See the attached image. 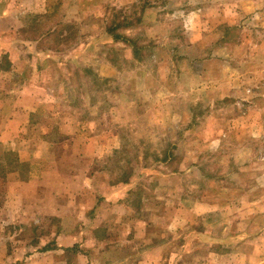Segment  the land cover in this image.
Masks as SVG:
<instances>
[{
    "label": "rangeland",
    "instance_id": "rangeland-1",
    "mask_svg": "<svg viewBox=\"0 0 264 264\" xmlns=\"http://www.w3.org/2000/svg\"><path fill=\"white\" fill-rule=\"evenodd\" d=\"M209 58L220 65L203 70ZM0 70L9 100L41 88L30 143L53 116L47 142L77 151L95 131L107 145L90 171L125 207L91 215L119 228L95 264H264V0H0ZM9 105L0 92V114ZM6 202L0 185V264H28L18 239L92 221L32 208L12 221Z\"/></svg>",
    "mask_w": 264,
    "mask_h": 264
},
{
    "label": "crops",
    "instance_id": "crops-1",
    "mask_svg": "<svg viewBox=\"0 0 264 264\" xmlns=\"http://www.w3.org/2000/svg\"><path fill=\"white\" fill-rule=\"evenodd\" d=\"M220 62L218 58L206 59L203 61V70H206L209 64L220 65ZM224 63L221 68L227 72L229 63L228 61ZM0 72L4 73L2 70ZM40 89L38 86L25 85L18 90L17 95L12 97V100H9L4 93L8 94L7 87L0 88L4 102L16 104L14 106L9 105L8 111L0 114V159H2L0 168H3L6 174L11 172L14 173L12 174L14 177H17L15 179L6 175L7 177L4 176L0 179V185H3L6 191L5 214L12 221H17L22 219L28 208H32V211L34 209L35 217H48V219H55L69 215V213L74 215L75 212L79 213V210H83L84 215H89L92 220L91 215H97L107 208H122L124 210L121 191H118L117 188L104 189L103 176L97 175L98 181L96 183L94 181L96 176L93 175L94 172L90 171L93 163L101 158L100 155L94 154L97 149L100 153H105L107 149L105 144L98 147L95 143L93 145L95 142L93 139L99 136L97 132H92V135L89 136H93L92 138L84 139L81 148L79 147L77 151L74 146L70 145L71 142L68 144L65 142L62 144L50 143L47 142V139H51L49 135L55 133L56 122H54L53 116H48L46 118H50L49 120L46 119L42 124L37 125L40 127L39 143H30V140L26 139L25 129L30 123L28 119L32 111L30 109L28 111L26 108V99L30 98L36 105L41 104L42 98L34 97ZM28 90L33 91L35 95H28ZM102 134L104 133L100 135ZM67 135H72V133ZM70 140L75 143L77 141ZM54 152H57V156L54 155ZM70 157L72 159L69 162ZM73 162H78L79 168L82 167V171H78L81 172L74 173L72 171ZM28 164L30 165V172H33L25 177L27 172L24 168L29 166ZM7 167L9 169L6 172ZM76 184L81 186L78 187ZM59 186H65L66 191L59 193L56 190ZM87 211L89 213H85ZM121 218L122 215L119 220ZM93 221L89 227L84 226L83 228H79V223L66 225L62 221L63 225L60 227L61 230L57 231L58 235L57 233L54 235L55 233L51 230L42 241L31 243L27 241V243L18 239L16 241V245L20 249L18 254L25 249L28 250L27 252L33 253L31 259H28V264H95V253L99 251L107 258L108 254L118 246V244H113L114 242L111 240L114 232L119 228L113 223L105 224V221L103 224L95 223L93 227ZM80 230H82L81 235L79 234ZM37 231L43 233L41 227L39 229L35 227L32 230L36 233ZM85 232H89V234L85 236ZM106 260L107 262L111 261L109 258ZM119 262L122 263V260Z\"/></svg>",
    "mask_w": 264,
    "mask_h": 264
},
{
    "label": "trees",
    "instance_id": "trees-1",
    "mask_svg": "<svg viewBox=\"0 0 264 264\" xmlns=\"http://www.w3.org/2000/svg\"><path fill=\"white\" fill-rule=\"evenodd\" d=\"M125 183H127L128 181H124Z\"/></svg>",
    "mask_w": 264,
    "mask_h": 264
}]
</instances>
